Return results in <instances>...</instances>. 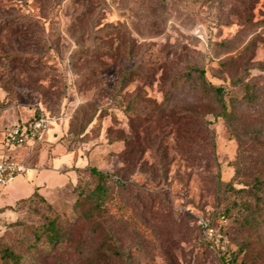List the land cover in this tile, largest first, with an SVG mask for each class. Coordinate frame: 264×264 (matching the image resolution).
Wrapping results in <instances>:
<instances>
[{
    "label": "rangeland",
    "instance_id": "rangeland-1",
    "mask_svg": "<svg viewBox=\"0 0 264 264\" xmlns=\"http://www.w3.org/2000/svg\"><path fill=\"white\" fill-rule=\"evenodd\" d=\"M193 67L223 85L228 100L239 99L237 135L208 115L210 131L194 145L179 142L152 106L186 105L192 93L172 84ZM248 86L261 92L252 106L241 101ZM0 104L1 128L39 109L65 118L33 152L11 153L31 167L58 159L59 174L39 175L48 187L73 175L45 197L58 212L73 216L77 176L81 187L95 185L75 170L91 166L119 179L113 191L143 225L98 215L75 226L62 249L29 264H264V225H242L252 197L215 187L220 178L240 189L264 169V145L254 136L264 133V0H0ZM15 181L31 186L25 177ZM49 214L37 200L0 213V248L19 247ZM202 220L223 235L220 247Z\"/></svg>",
    "mask_w": 264,
    "mask_h": 264
},
{
    "label": "trees",
    "instance_id": "trees-1",
    "mask_svg": "<svg viewBox=\"0 0 264 264\" xmlns=\"http://www.w3.org/2000/svg\"><path fill=\"white\" fill-rule=\"evenodd\" d=\"M128 75L123 76L121 83L126 82ZM173 91L188 89L192 93V99L184 106H175L167 111L163 103L152 104L154 108L161 109L163 113L176 128V139L180 141L186 140L188 137L195 142V138L207 133L208 130L205 123V117L213 115L216 119H223L226 125L233 132L236 121V104L240 101L237 98H227V90L223 85L213 84L208 80L206 71L203 67L190 68L186 73L176 77L172 84ZM174 92H169L166 99L173 101ZM261 100V92L251 90L248 86L246 94L241 101L245 105L252 106ZM145 101L151 104V99L146 98ZM2 107L3 105L0 104ZM52 118H59L49 114ZM40 116V112L36 111L35 115L28 121H34ZM22 123V122H21ZM7 131V130H6ZM235 133V132H234ZM254 136L259 143L264 145V133H255ZM241 141V138L238 137ZM261 159L264 158V148L261 152ZM236 175L240 173L239 166L235 167ZM78 175L84 172L95 180L93 188L82 186L80 176L78 183L74 186L78 199L74 205L73 216L67 218L47 201L45 196L37 190L28 198L19 200L15 206L0 209V213L7 210H15L18 206L37 200L43 202L50 210V214L31 231V234L25 238L19 247L5 245L0 248V264H29L30 261L42 260L46 256L52 254L57 247L62 249L67 243L71 242L72 229L80 222H88L96 218L98 215L113 213L120 218L134 220L143 227L138 218L133 214L130 215L128 204L113 191L114 183H122L119 179L97 170L95 167L87 166L85 169H78ZM218 191L226 194H237L247 192L252 201H247L243 207L242 225L250 230L251 228H259L264 225V169L260 170L250 182L243 183V187L236 189L230 182H223L220 178L215 182ZM253 201H256L255 203ZM242 213V212H241ZM226 262V261H225Z\"/></svg>",
    "mask_w": 264,
    "mask_h": 264
},
{
    "label": "built area",
    "instance_id": "built-area-1",
    "mask_svg": "<svg viewBox=\"0 0 264 264\" xmlns=\"http://www.w3.org/2000/svg\"><path fill=\"white\" fill-rule=\"evenodd\" d=\"M40 116L34 121L17 123L6 131L5 139L0 142V187H8L18 177L30 179L33 177L35 167L27 164L25 159L18 161L12 158L11 153L22 147L31 148V152L43 143L54 122H62L64 117L52 118L42 109L38 110ZM205 231L206 237L212 240L218 247L223 240V235L215 232L203 220L200 223ZM223 249V246L221 247Z\"/></svg>",
    "mask_w": 264,
    "mask_h": 264
},
{
    "label": "crops",
    "instance_id": "crops-1",
    "mask_svg": "<svg viewBox=\"0 0 264 264\" xmlns=\"http://www.w3.org/2000/svg\"><path fill=\"white\" fill-rule=\"evenodd\" d=\"M8 121H9V123L7 121H4V127L3 128L0 127V131H2V130L6 131L11 126H13V125L17 124L18 122H20V120H18L16 117H14L12 119H9ZM16 151L17 150H15L14 153ZM47 160L48 159H47V156H46L45 162H43V163H47V164H49V166L42 167V168L36 166L35 167V171L33 173V177H31L30 179L26 178V181H30V183H31V186L28 187V190L26 188H24L22 185H17V183L15 181L11 185H9L6 189H4L3 191H0V194L1 193H4V196L0 197V209L6 208V207H13V206H15L16 203L19 200L24 199V198H28L36 190L40 194H42L43 196L46 197L48 194H51L52 192L57 191L62 186L66 185V183H69L70 182V179L73 178V175L72 174H70L69 176L68 175H65V180L62 181V183H60L59 185H56L54 187H48L46 185V183H43V182L40 183L38 181V179H39V175H40V173H41L42 170H44V169H47V170H54V169H56V171H57L58 167L60 165H62V164H58L57 165V163H60V162H58L59 161L58 159H55L54 162L53 161H50L49 162ZM85 168H76L75 171H77L78 169H85ZM57 173L59 174L58 171H57ZM77 178H78V176H77ZM72 181H73V179H72ZM7 211H9V210H7ZM7 211H5V212H7Z\"/></svg>",
    "mask_w": 264,
    "mask_h": 264
}]
</instances>
